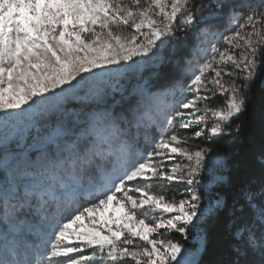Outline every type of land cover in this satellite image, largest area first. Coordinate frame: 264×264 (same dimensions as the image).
Masks as SVG:
<instances>
[{"label": "snow or ice", "instance_id": "6c2138e0", "mask_svg": "<svg viewBox=\"0 0 264 264\" xmlns=\"http://www.w3.org/2000/svg\"><path fill=\"white\" fill-rule=\"evenodd\" d=\"M254 90L264 0H0V264H264Z\"/></svg>", "mask_w": 264, "mask_h": 264}, {"label": "trees", "instance_id": "16d2710c", "mask_svg": "<svg viewBox=\"0 0 264 264\" xmlns=\"http://www.w3.org/2000/svg\"><path fill=\"white\" fill-rule=\"evenodd\" d=\"M225 78L228 79L227 77ZM222 100L223 98L218 97L216 103L220 104L222 103ZM237 125L240 126V136L238 140L232 141L228 144H225L223 139H218L214 143L211 141L207 143H201L204 147L211 148L214 151L226 149L229 152H240L248 149L255 141H258L262 132H264V122H262L260 115V101L258 90H254L251 94L250 103L247 109L242 114H238V118H235L233 120V128H235V126ZM228 139L230 141L232 140V138ZM180 187L181 186L179 185H173L169 189L168 194L170 196L175 194ZM166 238L180 239V236L173 233Z\"/></svg>", "mask_w": 264, "mask_h": 264}, {"label": "rangeland", "instance_id": "374dc122", "mask_svg": "<svg viewBox=\"0 0 264 264\" xmlns=\"http://www.w3.org/2000/svg\"><path fill=\"white\" fill-rule=\"evenodd\" d=\"M221 29H222V30H220L221 33L228 34V33L225 31L224 28H221ZM209 39L211 40V43L216 44V46H217L218 48H220L221 50H223L224 47H227V45H225L223 39H219L218 41H217V39L212 38V37H210ZM176 43H177L176 41H172V44H176ZM200 47H201V48H205V47H206V48L208 49V52L211 53V44H207V43H206V44H204V45H201ZM193 52H194V54H195V50H193ZM169 54H170V46H169V48H164V49H162V52H161V53H158V56H159V55L168 56ZM204 58H206V57H204L203 54L201 53L200 60H203ZM207 58H210V56L207 57ZM193 59H195V55L193 56ZM198 68H199V63H194L193 66H192L191 71H188V72L185 73V75H184V80H185L186 82L190 83V79H188V78L192 75V72H196V73L198 74ZM155 70H156V68L154 67V63H153V61H149L148 63L144 64L143 67L140 69V72H139V73H136L135 75H136V76L143 75L144 77H148V76H150L151 73H153ZM209 75H214V73H211V72H210ZM129 79H134V77H133L131 74H129ZM225 80H227V79L225 78ZM72 103L77 104L78 102L73 101ZM21 135L24 136V137H27V136L29 135V133L25 131V132L21 133ZM109 214H110V213H109ZM95 215H96L97 220L99 221V220L101 219L102 214H101L100 212H97ZM83 224H84L85 226H87V227H94V226H95V227H100V226H101V225H99V224H97V225H92V224L89 222V220L87 219V217L84 219ZM107 226H108V225H106V224L103 225V227H105V228H106ZM113 227H115V225H113Z\"/></svg>", "mask_w": 264, "mask_h": 264}]
</instances>
